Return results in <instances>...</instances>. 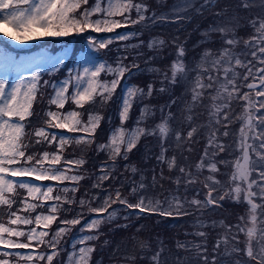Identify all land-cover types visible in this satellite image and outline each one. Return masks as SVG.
<instances>
[{
	"label": "snow or ice",
	"instance_id": "obj_1",
	"mask_svg": "<svg viewBox=\"0 0 264 264\" xmlns=\"http://www.w3.org/2000/svg\"><path fill=\"white\" fill-rule=\"evenodd\" d=\"M218 3L219 0H179L170 10L158 14L150 9L147 0H95L91 5L89 0H0V25L11 29L0 28V32L15 41L88 32L89 48L99 53L111 51V46L119 42L138 40L116 49L125 53L137 50L130 62L125 63L128 55L117 56L113 62H97L87 56L84 58L86 66L68 68L60 81L43 80L41 83L40 65H50L55 73L58 66L64 64L63 58L39 57L23 63L5 57L0 63V209H3L0 264H40L41 261L53 264L54 260L61 264L57 258L66 251L62 241L77 225H81L79 234L73 238L71 251L63 264H91L97 246L90 242L103 235L102 225L116 220L120 209H109L117 202L127 213L122 217L127 223L117 224L116 228H129L132 217L139 219L145 214L174 219L200 214L193 225L197 230L185 232V235L200 238L199 242L177 240L173 255L157 237V249L147 257L149 264H189V261L196 264H264V15H253L242 24L245 18L238 11L254 7L264 10V0H238L235 5L223 7H218ZM229 9H232L231 15ZM205 12L213 17V22L200 32L203 39L194 47L217 43L219 47H205L191 67L185 61L187 37L181 40L175 35L168 40L156 35L146 44L139 39L145 30L155 27L176 25L175 31L180 32L195 16L203 17ZM137 25L142 27L117 31ZM242 27H250L251 34L241 36ZM91 33L112 35L98 38ZM214 35L218 39L214 40ZM145 46L154 54L143 61L145 67L142 68L139 57L145 53L139 49ZM168 47L174 48L175 59L166 68L154 66V61L164 58L161 53ZM28 67L34 68L31 75H23ZM11 72L17 73L12 83L9 81ZM138 72L158 74L161 86L156 88L155 80L145 87L128 83ZM121 81H124L123 86ZM180 85L190 98L183 102L179 117L172 111L178 98L172 97L164 105L144 104L135 126H125L134 104ZM46 88L52 89L49 108L43 114L42 123L36 126L30 120L34 115L33 104L38 94L43 96L42 89ZM118 88L120 94L116 96ZM114 96L118 101L116 117L120 124L110 130L106 142L96 143V133L104 117L89 108L97 104L107 106ZM69 103L73 107L65 110ZM53 105L55 110L51 108ZM234 105L241 108L239 113L235 112ZM157 110L161 113L160 122L145 127V122ZM172 121L178 126L173 128ZM236 122L240 123V128L233 134L231 126ZM232 135L234 140L226 142ZM142 137L156 138L159 152L153 154L156 163L150 169L125 164V170L140 173L138 181H130V194L137 197L135 202H130L122 196L120 187L114 189L113 196L104 182L117 178L113 175L117 159L127 160ZM201 139L205 141L203 151L192 163L193 146ZM72 144L86 148L96 144L98 153L107 154L111 163H101L100 175L92 185L100 189V193L86 192L77 200L79 182L85 178L81 169L87 160L83 155L65 159L64 152ZM52 145L55 151L29 152L36 146ZM153 155L146 153L145 163L153 159ZM222 168L228 171L222 172ZM147 171L152 172L150 182H146L148 177L144 173ZM222 176L226 179L222 180ZM164 180L175 186L168 196L160 199L142 194L150 186L163 188L160 181ZM189 190L195 193L191 197L187 195ZM104 192L107 195H102ZM225 200L247 205L246 214L238 218V223L228 224L223 219L209 223L201 218L206 210L222 208ZM96 201L100 202L94 207ZM66 205H78L80 210ZM69 212L75 213L71 219H61V213ZM58 220L59 224L52 231L51 226ZM143 227L140 225L137 232ZM217 227L222 231L209 246L210 232L204 229ZM132 239L140 250L152 251L147 240L135 236ZM110 243L105 239L101 247ZM118 250L119 245L115 251ZM166 251L169 256H164ZM180 252L189 255L181 256ZM125 260L136 264L137 257L133 254Z\"/></svg>",
	"mask_w": 264,
	"mask_h": 264
},
{
	"label": "trees",
	"instance_id": "obj_2",
	"mask_svg": "<svg viewBox=\"0 0 264 264\" xmlns=\"http://www.w3.org/2000/svg\"><path fill=\"white\" fill-rule=\"evenodd\" d=\"M95 0H89V5L94 3ZM148 4L150 5V9H154L157 11V13L166 12L170 10L171 6L174 4L179 3V0H162L161 3H158L157 0H147ZM238 2V0H219L218 7H223L225 4L227 5H235ZM241 17H244L245 19L241 21L242 24L246 23V19L250 18L253 15L261 14L264 15V10H261L258 7H254L251 9H240L238 10ZM232 14V9H229V15ZM95 18V17H94ZM133 18H135V13H133ZM213 22V17L209 15L207 12H205L204 16H195V18L192 20L191 23H188L185 28L181 29L180 32H176L175 28L176 25H168L164 27H155L150 30H145L144 35L140 37L139 39H143L145 41V44L150 39L151 36L160 35L163 36L165 39L170 40L172 36L179 35L181 40H184L187 37V44L186 47L188 49L187 55L185 57L186 63L191 67L193 66L195 60L199 59L200 53L203 51L205 47H219V44H208V45H200L198 47H194V45L197 44V42L203 37L200 35V32L208 27L209 24ZM199 25V28L196 26ZM142 26H129L127 28H121L117 29L118 32H124V31H132V30H138ZM252 32V29L250 27H242L240 29L239 34L241 36L247 37ZM89 33H83V34H72L70 36H67L64 41H73L78 46L81 45V47H84L87 44V37ZM112 35L111 33H100L96 36L98 38H104L106 36ZM48 38H59V37H44L41 39H36L34 42H31V44H36L38 42H41V40ZM77 39V40H76ZM213 39H218L217 36L214 35ZM137 39H131L129 41L125 42H119L116 45H112L111 51L108 50H102L101 52L97 53L95 50L92 52L94 53L97 62L100 60H108L109 62H113L117 56L120 55H128V61H125V63L130 62L133 57L135 56V53L137 50H132L130 53H125L123 50L120 52H117L116 49L120 45L124 43H130L135 44L137 43ZM89 47V46H88ZM139 51H142L145 53L144 56L139 57V60L141 62V67H145L143 61L147 59L148 56L153 55L154 53L149 51L147 47H143L139 49ZM171 53V54H170ZM161 55L164 57L161 60L154 61V66L160 67V68H166L171 64V62L175 59V50L172 47L165 48L163 53ZM102 78H104L102 76ZM110 79V77H109ZM127 79V77H126ZM153 80L156 81L155 87L159 88L161 85L159 83L160 77L158 74L155 73H147V72H138L135 75L132 76V78L128 81L130 84H137L141 87H145L149 82H152ZM124 81H121V85L123 86ZM43 93L46 94V98L44 96H39L38 103H41L40 107L47 108L48 105V99H47V93L52 92L51 88L42 89ZM43 94V95H44ZM120 89H117L116 96H119ZM116 96L113 97V102H110L107 106H100L99 104L92 106L89 108L90 111H99L103 117L104 120L101 122L100 128L97 130L96 133V143H104L109 138L110 130L115 128L120 124L119 119L116 117V110H117V103ZM172 97H176L177 103L173 105L172 111L176 113L177 117L180 116V109L183 107V102L190 97L188 95L184 94V86H176L173 88H170L168 92L165 93H154L153 97L150 99H145L142 102L136 103L133 106V109L130 113V119L126 123L127 128H133L136 123L137 117L140 115V108L143 107L144 104H151V105H164L169 103L170 99ZM37 103V105H38ZM68 105H71L72 108L73 105L69 103ZM67 105V106H68ZM88 107V106H86ZM235 112L239 113L240 109L238 105H234ZM53 110H55V106H51ZM65 110H68V108H65ZM87 117V113H85V119ZM109 117H111V122H109ZM43 119V117H41ZM204 117H201L200 120L203 121ZM161 120V113L159 110L156 111V114L152 117H150L144 124L145 127H153L155 124L159 123ZM36 126H39L40 121L37 120ZM177 122L172 121V127H177ZM231 132L233 134L238 133L237 129V122L231 126ZM69 134V133H68ZM70 135H74L71 134ZM234 135L226 138V142L234 140ZM205 141L203 139L200 140V143L197 145H194L193 152L190 155V161L192 163H195L196 160H198L199 155L203 151V145ZM32 152L35 151H42L47 150L49 152L55 151V145H52L51 147L45 146L44 148H40V146H36L31 148ZM150 150V151H149ZM159 147L157 145V140L154 137H142L139 144L137 145L136 149H133L131 153H129L128 159L124 160L121 158L117 159L116 166H115V172L113 173L114 176L117 178L115 180H108L104 182L105 188H109L113 191L114 196V189L117 187H120L121 194L124 197H127L130 202H135L136 196L131 195V184L130 181L136 180L138 181L140 178V173L137 172L133 174L130 170H125V164H134L137 166V168L140 169H150L153 165H155L156 161L153 154H158ZM146 153L148 155H153V159L148 160L145 163V155ZM169 155H172V152L168 153ZM83 155L84 158L87 160V163L83 166L81 169V174L84 175V179H82L79 182V191L76 193V198L79 200L81 196L84 195V193H100V189H95L92 187V185L96 182V177L100 175L99 167L101 163L108 161V156L104 152H97L96 151V144H92L90 147H85L84 145H76L72 144L69 146L66 151L64 152L65 159H73L76 157H79ZM185 155H188L185 153ZM223 156V154H222ZM108 163H111L108 161ZM165 175H169L167 171V166L165 165ZM222 172L228 171V169H221ZM157 172H159V168H157ZM148 180L146 182H150L152 172L147 171L144 173ZM172 175H175V172L172 173ZM127 178V179H126ZM222 180L226 179V177H220ZM49 182V181H46ZM51 183V182H49ZM67 183V182H66ZM161 184H163V188H161L159 185L156 187H149L146 193H142L146 196L151 197H157L160 199H163L164 197L168 196L169 190H172L175 188V186L167 180L160 181ZM121 185H123L121 187ZM181 194H183V188H181ZM55 194V193H54ZM194 190H189L187 195L189 197L193 196ZM21 195H23V192L21 190ZM102 195H107L106 192L102 193ZM86 199L88 197H85ZM100 201H96L93 206H97ZM65 207H72L76 210H80L78 208V205H71V206H65ZM112 209H120V212L118 213V216L116 220H114L112 223H107L101 226L100 231L103 233V235L100 236V239L97 241H93L90 243L96 244V251L92 254V260L91 264H130L129 261L125 260L126 256L129 255H135L137 257L136 264H149V261L147 257L152 255V252L157 249V237L160 238V240L163 241L164 245L167 246V249H171V253L173 255L176 254V248L175 243L177 240L184 241V240H195L199 242L198 237H195L194 235H185V232L192 233L196 231L197 229L193 227L195 223L196 216H199V213H195L191 216H184L181 218H161L156 215H147L140 217L139 219L132 217L131 218V227L129 228H116L117 224H124L127 223V221L123 220L122 217L124 215H127L126 212L123 211V206L120 205L118 202L116 204L112 205V208L109 209L111 211ZM15 210V206L14 209ZM86 212L87 210L84 209ZM244 207L238 203H234L228 200H225L223 202V207L216 209V210H206L204 212L203 219H207L209 223H211L212 220H221L223 219L225 223L228 224H236L238 223V218L240 216L244 215ZM74 212H69L67 214L61 213V219L67 218L71 219L74 215ZM94 215V214H93ZM91 218V216L87 217ZM83 223V222H82ZM59 224V220L53 224L52 231H55L57 225ZM140 225H143L144 227L137 232V228H139ZM81 225L75 226V228L72 229V232L64 237V240L62 241V245L66 251L61 252L60 256L57 258L61 261V264H63L64 261L67 259V253L71 251V243L74 237H76L79 234V229ZM206 231L210 232L209 235V246L215 243L216 234L221 232L222 229L217 227L216 229H204ZM135 236L140 240H147L150 243L152 251H142L138 248L136 245V241L132 239V237ZM110 240L111 243L105 247H101L104 240ZM117 245H119V250L115 251L117 248ZM79 247V246H78ZM179 255H189L184 252H180ZM164 256H169V252L166 251L164 253ZM163 259V257H162ZM40 264H44L43 261L40 262ZM53 264H56V261L54 260ZM170 264V262H169ZM189 264H196L195 261H189Z\"/></svg>",
	"mask_w": 264,
	"mask_h": 264
},
{
	"label": "rangeland",
	"instance_id": "obj_3",
	"mask_svg": "<svg viewBox=\"0 0 264 264\" xmlns=\"http://www.w3.org/2000/svg\"><path fill=\"white\" fill-rule=\"evenodd\" d=\"M0 28H3L5 31H11V29L6 26V25H0ZM0 35H3L2 32H0ZM4 36V35H3ZM8 40L12 41V44L13 46H18V47H25V46H28L31 44V42H34L36 39L34 40H30V41H24V42H21V41H15V40H12L11 38L7 37ZM68 48H66V51H67ZM64 48H62V50L60 51L59 54H56V55H53V56H47V53L44 49H41V50H37V51H32L28 54H24V56H21L18 58V62H23V63H27V62H30L31 60H33L34 58H39V57H52V58H63L66 56V51H63ZM87 56H88V53H87ZM94 58V56H92ZM2 59L0 58V63H2ZM47 64H41L40 65V70L44 69L46 67ZM34 70L33 67H28L27 70L23 73V75H31L32 71ZM240 111H241V108L239 107ZM239 111V112H240ZM240 128V123L237 122V129L239 130ZM194 149V147H193ZM241 205L244 207V215L246 214V211H247V205L245 203H241ZM242 238V239H241ZM240 239L243 240L244 239V236L241 234L240 236ZM243 247V245L241 246Z\"/></svg>",
	"mask_w": 264,
	"mask_h": 264
}]
</instances>
